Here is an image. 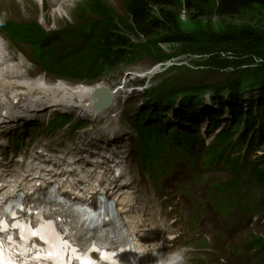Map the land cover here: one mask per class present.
Here are the masks:
<instances>
[{"label": "rangeland", "instance_id": "1", "mask_svg": "<svg viewBox=\"0 0 264 264\" xmlns=\"http://www.w3.org/2000/svg\"><path fill=\"white\" fill-rule=\"evenodd\" d=\"M177 3L176 7L171 6L170 9L175 11L178 14V27L183 33H187L194 41H189L188 43H172V42H164L169 35L172 33H167L165 35H145L146 38L143 40L142 35L138 36L139 43H141L143 52L135 54L136 59L132 62L133 64L125 65L122 63L119 66H115L109 71L108 80H103L108 83H112L110 86L114 87L119 83L122 76L128 70L138 71L140 73L147 72L154 65L158 63V61L163 60L165 64L163 66L164 73L169 71L166 74H154L149 78H138L136 76L130 75L126 77V80L133 82L129 83V86H124L125 91L127 90L126 98L127 102L125 104L120 103L119 106L123 108V115L125 124H129L133 121L132 115L128 114L132 111H135L138 107H141V101H143V96L146 95L144 90H132L133 87L139 86L143 83V80L147 79L154 85L155 83H160L170 78H180V81H183L181 85H187L192 87H203V86H213L216 84V81H219L218 84H230L236 85L235 88L244 81L245 77L237 78V79H225L229 78L231 74H239V72H246L244 75L252 74L254 71L253 68L245 69L247 66L255 65L258 63V66H262L263 69L260 71H264V59L260 57H252L244 58L242 54L244 52L252 51V48H245L241 50V54L239 55L237 51H233L238 46L247 45L248 40L244 38L242 35L237 36L238 34H243L252 30L255 35L259 36L264 34V15H259L255 10L250 8L245 13L242 14H232L231 16H222L217 13H213L211 15H202L196 9V7L190 8L188 4L198 3L197 0H175ZM104 9L105 13L111 14L117 19H124V14L126 11V0H96L94 4L91 6V10H99ZM154 11L158 13V6L153 7ZM212 12V11H211ZM13 11L11 8H7L6 11L1 13L0 18L2 22L4 20H8L11 18ZM66 14V16L59 17L57 15L55 18L57 20L65 19L66 17H70L74 20L76 16V11L74 9H67L62 14ZM94 18H98V16H94ZM14 20H21L18 18H13ZM117 22V20H115ZM128 23V20L125 21ZM126 28V27H125ZM259 34V35H258ZM0 35H2L5 39H7L11 45V53L15 56L16 59H20L22 53L27 56V60L25 62L27 68H32L30 74L38 75L41 73L40 65L35 61L32 55L31 47L26 44H18L12 40L8 34H6L1 28L0 24ZM132 41L136 39L135 35L130 34ZM201 37L202 39L199 41L196 40ZM219 39V40H218ZM260 38L253 39L257 43L250 42L249 46L252 47L254 45H259L258 48L264 49V41L258 43L257 40ZM136 51V50H135ZM162 55V59L159 60L158 57ZM248 57V55H246ZM5 65H13L11 62H6ZM16 66V65H13ZM201 67L204 69L201 77L192 79L190 74H193L190 70V67ZM129 67V68H126ZM234 68V71H232ZM194 69V68H193ZM143 70V71H142ZM186 70V71H183ZM182 72H186V74H182ZM46 75V74H45ZM259 77L264 78V74L259 72ZM237 75H235L236 77ZM48 80H53L52 77L47 75ZM247 80V77L245 78ZM229 80V81H228ZM176 81V80H175ZM223 81L225 83H223ZM79 81L74 80L72 85H77ZM235 82L236 84H233ZM83 83V82H82ZM178 83V82H177ZM180 84V83H179ZM69 85V84H68ZM93 86V85H90ZM51 91H55L53 86H44L40 90V94L48 93ZM83 92V91H82ZM82 92L79 94V98L82 97ZM141 104V105H140ZM57 113L63 112L62 109H57ZM205 116L203 117L204 120ZM33 119V118H32ZM62 120V118H61ZM34 122V121H33ZM105 119L95 122L98 124V128L101 129V126L104 124ZM38 126V125H37ZM36 126V127H37ZM13 125L4 126L3 135L7 136V129L13 130ZM69 128V127H68ZM72 136L71 132L69 133V137ZM23 143L22 137H18L17 134H11L10 136V145L14 146V148L20 147V144H14V142ZM67 147H71L70 143H66ZM241 172H248V167L246 165H242ZM164 171V168L160 169ZM159 171V168L157 169ZM226 173H220V176H225ZM251 232L249 235H244L242 237V244L245 247H251L255 251V255L249 254V257L245 255L244 252L238 250L236 247L231 249V253L226 254V258L237 259L236 263L231 264H264V252L263 255L260 252V249L263 247L264 241V225L252 226ZM259 239V240H258ZM263 240V241H262ZM199 245H203V242H199ZM200 260H203L200 258ZM243 261V262H242ZM249 262V263H248ZM224 264V262H220Z\"/></svg>", "mask_w": 264, "mask_h": 264}, {"label": "trees", "instance_id": "2", "mask_svg": "<svg viewBox=\"0 0 264 264\" xmlns=\"http://www.w3.org/2000/svg\"><path fill=\"white\" fill-rule=\"evenodd\" d=\"M198 3H189L188 7L196 9L202 15H211L213 13H217L222 16H231L232 14H242L250 10L252 8L259 15H264V0H197ZM127 13H128V23H125L126 20L122 21V27L117 24H113L111 22V17H106L105 26L102 28L101 37L97 42L98 52L102 58V61L99 63H95L88 69H78L77 67H69V69L63 71L68 72L69 75L77 80H95L98 76L102 74H106L111 68L115 66H119L122 63L125 64H133L132 62L136 59L135 54L143 52V48L141 43L133 42L130 38V34L135 35L136 39L139 34L143 35H165L167 33H172L168 36V38L164 42H172V43H188L189 41H194L187 33H183L178 27V14L175 13L171 6L176 7L177 3L175 0H127ZM158 6V13L154 11L153 7ZM99 12L105 13L104 9L96 10ZM212 11V12H211ZM126 29H125V27ZM38 43H42L44 41L43 31L39 29L38 31ZM242 35L245 40H248L247 45L238 46L233 51L239 52L240 55L241 50L245 48H252V51L244 52L242 56L244 58L252 57H260L264 59V49L258 48L259 45H254L252 47L249 46L250 42H255L253 39L260 38L257 40L258 43L264 41V34L259 36L255 35L252 30L243 34H238L237 36ZM148 37V36H147ZM202 38H196L197 41ZM219 40V39H218ZM136 50V51H135ZM248 55V57L246 56ZM159 60L162 59V55L158 57ZM262 60H259L260 63ZM135 62V61H134ZM247 66L245 69L253 68L252 74L244 75V72H239V74H231L229 78L225 79H237L242 77H247V80L244 78V81L239 84L237 88L236 85L230 84H216L213 90H218L214 93L221 94L225 90H228L231 99L238 103L240 101L239 98H242L245 93H249L253 97V104L251 105L252 110L248 112L246 115V120L244 122L245 132L243 135V143L241 144V149L246 147L256 149L264 146V78L259 77V72L264 74V71H260L263 69L262 66H258L259 64ZM234 68H232V71ZM235 75H237L235 77ZM229 81V80H228ZM248 82H252L255 85L248 88L241 96L242 86ZM223 83H225L223 81ZM233 84H236L233 82ZM192 90H196L195 87L191 88ZM220 90V91H219ZM239 96V97H238ZM224 97V96H220ZM239 100V101H238ZM255 106V107H254ZM254 107V108H253ZM238 119L242 120V116ZM239 124V122H237ZM250 150V149H249ZM259 161L252 168H256L255 173L258 181L261 185L264 186V170L261 168V165L264 164V156H260Z\"/></svg>", "mask_w": 264, "mask_h": 264}, {"label": "bare ground", "instance_id": "3", "mask_svg": "<svg viewBox=\"0 0 264 264\" xmlns=\"http://www.w3.org/2000/svg\"><path fill=\"white\" fill-rule=\"evenodd\" d=\"M61 6L58 5L55 7V10H60ZM5 42L0 37V117L2 116V112L4 110L7 111L9 120L2 121L0 120V124L3 125L5 123H11L14 120L24 117L26 120H30L32 118L37 117L40 114L45 113L47 110H54L56 107H65L67 105H71L74 107H81L85 109L89 119L94 120L98 116H104V111H98L93 108L91 104H88L89 101V90L90 88L85 84L79 83L76 86L72 84H67L66 82L59 81L55 84H49L46 82L44 76L40 75L36 78H20L21 70L18 69V65H5L3 51H7V47L4 44ZM143 71V70H142ZM16 74V75H14ZM44 86H53L55 91H51L48 93L40 94V90ZM99 84L96 86L98 87ZM83 91V92H82ZM125 91V90H124ZM82 92V97L79 98V94ZM20 95L21 100L18 105H14L13 100L15 96ZM160 97V96H158ZM217 99H222L221 97H216ZM242 100L249 104L253 103V97L247 93L242 97ZM157 103H160L157 101ZM253 105V104H251ZM14 107V108H13ZM219 111H222V108H219ZM232 122L237 123V117H231L229 120V124ZM105 130H113L119 129L118 119L112 118L108 120V126H105ZM243 139L240 138L238 144H242ZM253 161L250 163L243 162L241 165H246L247 167H252ZM251 170V169H250ZM89 175L87 173H83L81 180L86 187H92L94 184H88L87 177ZM98 181V177H97ZM117 186L115 185L114 188ZM126 185L124 186V188ZM110 187H103V189H109ZM84 189H82V192ZM121 197V196H118ZM228 259V258H227ZM220 262H224V259H221Z\"/></svg>", "mask_w": 264, "mask_h": 264}, {"label": "snow or ice", "instance_id": "4", "mask_svg": "<svg viewBox=\"0 0 264 264\" xmlns=\"http://www.w3.org/2000/svg\"><path fill=\"white\" fill-rule=\"evenodd\" d=\"M12 227L20 230L23 243L17 244L11 235L7 236V240L11 243L6 253L5 240L0 237V264H27L31 251L30 242L34 237H39L48 245L44 256L51 259L54 264H70L72 258H75L76 264H99L101 259L104 264H123L118 255V248L105 250L103 246L96 247L91 244H86L80 250L73 247L69 240L57 231L56 226L50 220L41 223L39 227L19 223L13 224ZM8 231L6 222L0 218V232ZM90 252L99 253V256H91ZM16 256L24 257V259H15Z\"/></svg>", "mask_w": 264, "mask_h": 264}, {"label": "water", "instance_id": "5", "mask_svg": "<svg viewBox=\"0 0 264 264\" xmlns=\"http://www.w3.org/2000/svg\"><path fill=\"white\" fill-rule=\"evenodd\" d=\"M216 91L218 90L211 89L206 92H216ZM92 99L94 101L95 108L104 110L107 109L112 104L113 96L107 87H102L100 89L95 90L92 93Z\"/></svg>", "mask_w": 264, "mask_h": 264}, {"label": "clouds", "instance_id": "6", "mask_svg": "<svg viewBox=\"0 0 264 264\" xmlns=\"http://www.w3.org/2000/svg\"><path fill=\"white\" fill-rule=\"evenodd\" d=\"M187 249H180L173 253L166 261H160V264H184Z\"/></svg>", "mask_w": 264, "mask_h": 264}]
</instances>
